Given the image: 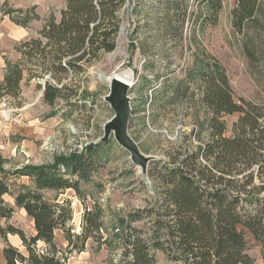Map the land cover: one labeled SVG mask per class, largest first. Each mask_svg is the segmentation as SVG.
Here are the masks:
<instances>
[{
  "label": "trees",
  "instance_id": "obj_1",
  "mask_svg": "<svg viewBox=\"0 0 264 264\" xmlns=\"http://www.w3.org/2000/svg\"><path fill=\"white\" fill-rule=\"evenodd\" d=\"M65 1L60 19L52 14L36 36L16 45L21 57L6 64L0 100L18 97L26 74L50 72L57 78L69 70L82 71L83 63L92 65L117 47L125 0ZM262 1L236 0L231 20L236 32L264 29ZM207 3L216 19L222 0ZM35 9V5L7 8L5 2L1 10L18 25L29 27L40 18ZM44 89V101L54 106L65 88L47 81ZM153 92L149 113L153 121L159 111L182 102H193L202 115L191 132L180 131L175 140L167 139L166 154L150 162V200L129 214L121 234L124 264H157L156 251L178 264H254L246 232L264 242V103L236 98L227 68L203 52L184 77L165 78ZM228 114L240 115L231 135L224 118ZM108 142L88 143L82 151L56 156L53 163L14 169L6 168L0 157V217L8 220L14 214L15 208L5 200V195H14L15 205L25 210L35 227V233L27 235L11 223L0 225L5 240L9 234L18 235L27 250L23 253L7 244L6 264H68L69 256L56 244V231L62 229L69 244L83 251L93 232L102 229V214L86 209L82 232L73 233L72 200L59 196L69 189L81 193ZM23 177L30 183H20ZM53 191L54 198H48L47 192ZM137 222L142 226H135Z\"/></svg>",
  "mask_w": 264,
  "mask_h": 264
},
{
  "label": "rangeland",
  "instance_id": "obj_2",
  "mask_svg": "<svg viewBox=\"0 0 264 264\" xmlns=\"http://www.w3.org/2000/svg\"><path fill=\"white\" fill-rule=\"evenodd\" d=\"M5 2L7 8L37 2L35 11L40 18L31 22L28 33H17V37L11 33L10 22H15L1 10ZM208 5L207 0H125L118 36L119 43L125 26L123 56L110 60L116 47L101 54L92 65L83 63L82 71L69 70L67 75L60 74L57 78L50 72L44 76L26 74L20 95L0 100V157L5 160V167L53 163L56 156L82 151L84 145L103 137L104 125L115 112L105 101L111 90L109 82L96 69L108 65L111 70L119 65L120 72L134 71L130 90L134 111L129 133L149 155L166 154L167 139L175 140L180 131L191 132L198 114L202 115L193 102H182L159 111L155 121L149 117L154 87L160 88L165 78L174 81L184 77L199 53L214 55L227 68L236 98L264 103V29L235 31L231 20L236 0H222L216 19ZM64 6L65 0H0V80L7 62L20 60L16 45L41 30L43 21L52 14L60 19ZM260 15L264 20V0ZM47 81L65 88L54 106L44 101ZM239 116L224 117L228 135L232 134ZM130 156L113 135L99 154L97 171L82 184L81 193L69 189L59 196L72 200L74 217L69 225L75 234L82 232L86 209L102 214V229L93 232L83 251L75 250L66 233L58 231L56 242L64 255L69 256L68 264H124L125 247L121 240L124 224L133 210L148 204L151 196L150 188L142 180L141 167ZM23 182L29 184L30 180L25 177L20 180ZM55 194L47 192V197L53 199ZM5 200L15 212L8 220L0 217V225L6 227L11 223L27 235L34 234L32 218L15 205L14 195L7 194ZM135 226L141 227L142 223ZM246 239L254 264H264V242L255 239L249 231ZM7 244L27 253L14 235L9 234L7 240L0 235V264H6L3 249ZM43 245L39 243L38 247ZM156 258L157 264H178L162 251H156Z\"/></svg>",
  "mask_w": 264,
  "mask_h": 264
},
{
  "label": "water",
  "instance_id": "obj_3",
  "mask_svg": "<svg viewBox=\"0 0 264 264\" xmlns=\"http://www.w3.org/2000/svg\"><path fill=\"white\" fill-rule=\"evenodd\" d=\"M132 85L133 81L130 79L126 80L121 76L114 77L109 83L111 90L105 97V101L111 105L115 114L104 125L105 135L99 138L96 143H99V141L108 142L114 135V139H116L118 144L130 152L132 162L141 167L142 180L145 181L151 190V180L148 174L150 162L159 159L160 156L145 154L131 133H129L130 121L133 115L132 96L130 95Z\"/></svg>",
  "mask_w": 264,
  "mask_h": 264
},
{
  "label": "bare ground",
  "instance_id": "obj_4",
  "mask_svg": "<svg viewBox=\"0 0 264 264\" xmlns=\"http://www.w3.org/2000/svg\"><path fill=\"white\" fill-rule=\"evenodd\" d=\"M125 30V26L124 29L121 32V36L119 38V43L118 46L116 48V50L113 52V54L110 55V60L113 62L118 56H123V54H125V46H124V38H123V33ZM116 68L111 70V66L108 65L107 67H103V68H97L96 72L99 76H101L103 79L107 80L109 83L113 80L114 77L117 76H121L123 78H125L126 80H131L133 81L135 78V74L134 71H132L131 69L129 70H125L123 72L118 71L119 69V65L115 66Z\"/></svg>",
  "mask_w": 264,
  "mask_h": 264
},
{
  "label": "crops",
  "instance_id": "obj_5",
  "mask_svg": "<svg viewBox=\"0 0 264 264\" xmlns=\"http://www.w3.org/2000/svg\"><path fill=\"white\" fill-rule=\"evenodd\" d=\"M33 5H35L36 6V10H37V2H33L32 3V5H22V6H18V7H15V8H23V9H25V8H28V7H33ZM65 5H66V1H65ZM64 8H65V6H64ZM63 8V9H64ZM37 13L39 14V12L37 11ZM40 15V14H39ZM8 18H9V16L8 15H6ZM10 19V18H9ZM43 23H44V21H43ZM43 23H42V27H43ZM42 27H41V29H42ZM10 29H11V33H14L15 34V37H17V33H28V27H23V26H20V25H16L15 23H11L10 22ZM19 29V32H17V30ZM40 30V29H39ZM39 30H37L36 31V33L35 34H33L32 36H36L37 34H38V32H39ZM32 32V31H31ZM0 35H1V33H0ZM32 36H30V37H32ZM29 37V38H30ZM28 38V39H29ZM16 41H17V38H16ZM24 41V40H23ZM18 45V44H17ZM26 178H28V177H26ZM23 179H25V177H23ZM6 196V195H5ZM34 222V221H33ZM35 228V227H34ZM58 231H62V229H59V230H57L56 231V237H57V235H58ZM35 233V232H34ZM14 237H17L18 238V240H20L21 241V239H20V237L18 236V235H14ZM55 241H56V238H55ZM22 242V241H21ZM56 244H57V242H56ZM59 245V244H58ZM60 247V246H59ZM5 259V258H4Z\"/></svg>",
  "mask_w": 264,
  "mask_h": 264
}]
</instances>
